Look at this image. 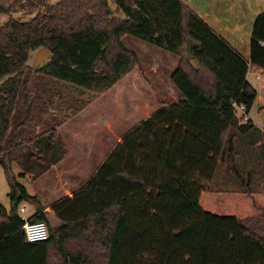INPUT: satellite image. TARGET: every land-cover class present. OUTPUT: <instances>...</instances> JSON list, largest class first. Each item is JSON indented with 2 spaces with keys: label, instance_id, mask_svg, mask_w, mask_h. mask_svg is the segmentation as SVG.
Returning <instances> with one entry per match:
<instances>
[{
  "label": "trees",
  "instance_id": "trees-1",
  "mask_svg": "<svg viewBox=\"0 0 264 264\" xmlns=\"http://www.w3.org/2000/svg\"><path fill=\"white\" fill-rule=\"evenodd\" d=\"M0 14V264H264V211L237 219L199 207L201 193L262 192L264 130L232 103L247 112L256 98L245 75L264 70V9L247 61L179 0H0ZM138 24L141 40L178 55L169 73L177 96L125 131L78 192L51 204V225L17 179L60 162L63 119L137 67L121 37ZM185 38L196 43L194 68ZM39 47L50 55L34 68ZM23 204L45 240H24Z\"/></svg>",
  "mask_w": 264,
  "mask_h": 264
},
{
  "label": "rangeland",
  "instance_id": "rangeland-1",
  "mask_svg": "<svg viewBox=\"0 0 264 264\" xmlns=\"http://www.w3.org/2000/svg\"><path fill=\"white\" fill-rule=\"evenodd\" d=\"M55 1L56 0H49V2ZM32 15L33 14L23 15L17 12L11 14L12 17H18L21 20H27L31 18ZM137 17H139V14H137ZM7 18L8 15L0 14V25ZM142 31L143 26L138 24L133 35L125 34L121 37L123 46L132 50L137 55V67L122 76L116 84L109 89L101 94H96V96L81 109L65 117L58 127V131L62 135L67 148V153L68 151L70 153L76 152L75 156L78 160L82 159L87 152L91 154L87 155L89 161H87L86 164L81 163V165L84 164V166L79 172H71L73 174L78 173V175H74V180L84 181L92 172L94 157L99 153L103 156L115 145L116 140L119 141L118 137H120L122 132L132 127L145 115V107L138 102L137 88L140 80L144 85V92L148 94V96H151V92L148 89L149 87L153 89L155 95L165 92V96L167 97L160 98L159 100H169L168 96L171 94V90L176 94V89L171 82H169L168 76L177 63L178 55L141 40L139 37ZM33 54L34 51L30 52V59H28L29 63H32ZM152 60L159 65L156 73L146 69ZM43 61H41L38 66ZM139 68L143 71L141 74L138 72ZM129 81L132 85L130 84V86H127ZM250 83L256 89L257 98L259 95V88L255 81L250 80ZM151 101L150 104H155L153 99ZM263 108L264 101L255 99L246 114L251 122L261 126L264 130L263 123L261 122V112ZM236 115L239 116V113H236ZM106 127H110L112 134L108 132ZM65 161H67V159H65ZM11 170L15 175L19 171L15 165L11 166ZM53 172L54 170L52 171L50 168L47 172L34 180H30L26 176L23 179H17V181L26 188L30 195L47 198L45 189L56 181ZM66 174L67 175H64L62 179H70L68 173ZM227 189L229 190L227 193H201L199 198L200 209L213 215L232 216L237 219L256 216L264 211V184L262 192L254 195L251 199L239 193H232L231 191L233 189L231 188L227 187ZM6 192V183L2 169L0 168V205L3 204L7 209ZM25 210V213L28 214L30 210L32 211V208L25 205ZM48 219L51 225L56 224L55 220L50 215H48Z\"/></svg>",
  "mask_w": 264,
  "mask_h": 264
},
{
  "label": "crops",
  "instance_id": "crops-1",
  "mask_svg": "<svg viewBox=\"0 0 264 264\" xmlns=\"http://www.w3.org/2000/svg\"><path fill=\"white\" fill-rule=\"evenodd\" d=\"M179 1L182 4H184L189 10H191L194 14H196L214 33H216L226 43H228V45L244 60L246 61L248 60L249 37H250L252 22L256 14L264 9V0H179ZM152 45L156 47H160L156 44H152ZM158 66L159 65L154 60H152L150 61V64L146 69L148 71L156 73ZM138 72L139 74H141L143 71L141 68H139ZM256 74L264 77V70L252 68V67L248 68L245 75V79L247 82H249L250 85H251L250 80L255 81L256 85L259 88V95L255 99H258L259 101H264V82H261L260 80H256L254 78ZM130 84L131 82L129 81V84L127 86H130ZM138 85H139L137 88L138 99H139L138 102L145 107V115L138 120L139 122L140 120L147 117L151 112L155 111L157 108L165 105L168 100L167 101H165L164 99L159 100L160 98L167 97L165 96V92H161V93L158 92L159 94L155 95L153 93V89L149 87L148 89L151 92V96H148V94H145L144 92V85L141 82V80ZM254 90L256 92L255 88ZM176 96H177V91L175 94L171 90V94L168 96V98L169 100H174ZM152 99L154 100L155 104H150L152 102L151 101ZM138 122H136L133 126H135ZM106 128L108 132L112 134L110 127H106ZM130 128H128L127 130H129ZM124 132H122V134ZM120 137H118L119 140ZM117 141L118 140H116L115 143ZM110 149L103 156L101 153H99L97 154L96 157H94V161H93L94 167L92 169V172L88 175V177L84 181L74 180L75 178L74 175H78V173L73 174L71 172H79V170L83 168L84 164H86V162L89 161L87 155H91L89 154L90 152H87V154L84 155L82 159L78 160L75 156L76 152L70 153L68 151L66 158L64 157L56 165L50 167L52 171L54 170L53 174L55 175L56 181L54 180L55 182L50 187H47L45 189V191L47 192L46 194L47 198L39 197L42 201V204L45 207L44 210L47 212L48 215L51 216L49 207L51 206L52 203L56 202L62 197H71L73 193L78 192L85 185L86 181L93 174V172L96 170L99 164L103 161V159L110 151ZM65 159H67V161H65ZM81 163L84 164L81 165ZM66 173H68L70 179H62L64 175H67ZM1 205L3 208L6 209V207L3 204ZM7 205H8V201H7ZM20 207L23 208V215H25V217L29 216L33 212L30 210L28 214H26L25 205L23 204Z\"/></svg>",
  "mask_w": 264,
  "mask_h": 264
},
{
  "label": "built area",
  "instance_id": "built-area-1",
  "mask_svg": "<svg viewBox=\"0 0 264 264\" xmlns=\"http://www.w3.org/2000/svg\"><path fill=\"white\" fill-rule=\"evenodd\" d=\"M256 80L264 82V77L256 74L254 76ZM235 113H239V118L242 122L249 120L244 107L241 104L232 103ZM20 219L23 221L21 230L23 233L24 240L28 243L43 241L47 237L46 227L43 222H31L27 221L26 217L23 215V208L19 207L18 210Z\"/></svg>",
  "mask_w": 264,
  "mask_h": 264
},
{
  "label": "water",
  "instance_id": "water-1",
  "mask_svg": "<svg viewBox=\"0 0 264 264\" xmlns=\"http://www.w3.org/2000/svg\"><path fill=\"white\" fill-rule=\"evenodd\" d=\"M184 43L185 56L191 67L194 68V63L191 59V49L196 46V43L191 41L189 38H185ZM49 55L50 53L45 47H39L36 49L32 56V67L36 68L41 61L48 59ZM261 122L264 124V111L261 113Z\"/></svg>",
  "mask_w": 264,
  "mask_h": 264
}]
</instances>
